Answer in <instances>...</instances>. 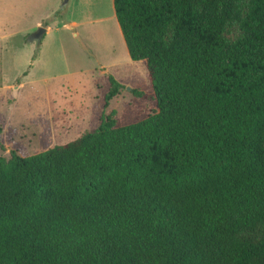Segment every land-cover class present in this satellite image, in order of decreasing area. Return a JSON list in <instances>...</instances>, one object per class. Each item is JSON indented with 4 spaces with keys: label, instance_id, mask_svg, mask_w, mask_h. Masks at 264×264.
I'll return each instance as SVG.
<instances>
[{
    "label": "trees",
    "instance_id": "obj_1",
    "mask_svg": "<svg viewBox=\"0 0 264 264\" xmlns=\"http://www.w3.org/2000/svg\"><path fill=\"white\" fill-rule=\"evenodd\" d=\"M114 9L148 108L0 158V264H264V0Z\"/></svg>",
    "mask_w": 264,
    "mask_h": 264
},
{
    "label": "rangeland",
    "instance_id": "obj_2",
    "mask_svg": "<svg viewBox=\"0 0 264 264\" xmlns=\"http://www.w3.org/2000/svg\"><path fill=\"white\" fill-rule=\"evenodd\" d=\"M242 36L239 24L227 27L229 41ZM110 77L121 88L107 102ZM151 88L114 0H0V158L74 141L112 112L139 117L150 100L136 92Z\"/></svg>",
    "mask_w": 264,
    "mask_h": 264
},
{
    "label": "flooded vegetation",
    "instance_id": "obj_3",
    "mask_svg": "<svg viewBox=\"0 0 264 264\" xmlns=\"http://www.w3.org/2000/svg\"><path fill=\"white\" fill-rule=\"evenodd\" d=\"M39 35H41V32L39 33Z\"/></svg>",
    "mask_w": 264,
    "mask_h": 264
},
{
    "label": "water",
    "instance_id": "obj_4",
    "mask_svg": "<svg viewBox=\"0 0 264 264\" xmlns=\"http://www.w3.org/2000/svg\"><path fill=\"white\" fill-rule=\"evenodd\" d=\"M38 36H40V35L38 34Z\"/></svg>",
    "mask_w": 264,
    "mask_h": 264
},
{
    "label": "crops",
    "instance_id": "obj_5",
    "mask_svg": "<svg viewBox=\"0 0 264 264\" xmlns=\"http://www.w3.org/2000/svg\"><path fill=\"white\" fill-rule=\"evenodd\" d=\"M40 27H41V25H40Z\"/></svg>",
    "mask_w": 264,
    "mask_h": 264
}]
</instances>
